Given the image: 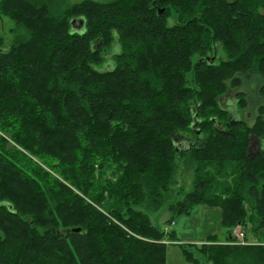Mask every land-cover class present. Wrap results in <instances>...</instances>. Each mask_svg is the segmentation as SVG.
I'll return each mask as SVG.
<instances>
[{
    "label": "trees",
    "instance_id": "trees-1",
    "mask_svg": "<svg viewBox=\"0 0 264 264\" xmlns=\"http://www.w3.org/2000/svg\"><path fill=\"white\" fill-rule=\"evenodd\" d=\"M1 16L16 29L6 48L0 35V264H162L169 241L200 264L198 241L181 243L132 206H160L177 154L231 179L214 195L199 181L176 210L221 208L226 242L209 234L200 255L264 264V149L248 152L264 118L248 126L221 102L253 75L264 96V0H83L60 14L0 0ZM79 16L85 30L72 32ZM247 104L238 91L236 114ZM179 132L193 135L190 147L176 145Z\"/></svg>",
    "mask_w": 264,
    "mask_h": 264
},
{
    "label": "rangeland",
    "instance_id": "rangeland-1",
    "mask_svg": "<svg viewBox=\"0 0 264 264\" xmlns=\"http://www.w3.org/2000/svg\"><path fill=\"white\" fill-rule=\"evenodd\" d=\"M40 2H46L49 4L51 11L55 14H60L63 12V10L66 7L71 6L75 3H80L83 0H39ZM98 3H106L111 2L114 0H93ZM158 7V13L164 10V8L161 6ZM175 17L172 15L171 17L167 18V23L169 25H172L175 22ZM15 23L14 21L8 17V16H1L0 17V35L4 39V44L2 45V48H6L8 46L9 41H13L15 38ZM14 30V31H13ZM108 64L106 65V68H111L113 66L112 58L111 56ZM217 57L220 58H226L225 53L222 51V49L218 48ZM219 58V59H220ZM219 59L216 60V62L220 61ZM193 70H190L186 74L187 78V85H193ZM259 77L257 75L251 76L249 79L244 78L243 85L239 86L237 89H230L228 94L225 95L222 99V105L226 108L231 109L234 114L237 116V118H242L248 126H253L255 124V121L257 117L261 114V116L264 118V113L259 112V107L264 106V96L260 95L258 92L259 87ZM241 91L245 93L246 101H248L247 107L245 106L239 113L236 114V95L237 92ZM192 134L189 132H179L174 136L176 139V143L181 141H189L192 138ZM259 141L260 143L264 142V139L261 140V138L254 137L252 138L250 144H249V153L251 155L256 154L259 152L262 148L261 146L256 145V141ZM13 144V143H12ZM264 144V143H263ZM181 149L183 148L181 145L176 144ZM186 146V145H185ZM264 148V145H263ZM184 159L180 155H175L174 157V171L172 175L173 183L170 185L168 190H159L161 193V203L160 206L157 207L148 200H144L142 203L139 204H133L132 206L134 209L144 212L150 219L151 223L154 225H157L161 229H167L175 230L177 233V236L181 238V243H187L190 244L193 240H198L199 238H203L204 236V224H203V208L201 206H197L198 208L192 211L189 214H184L178 217H175L176 210L179 207V204L186 198V196L194 191L199 184V181L209 178V188H207V194L214 195L216 192H222V184L227 185L228 181L226 180L225 175H227V172L224 170L221 171V173L218 175H209L210 173H213L212 171L204 170L200 171L203 168V165L206 163H209L207 161L202 160H192L189 162H184ZM34 160L38 161L36 158ZM211 169V168H210ZM113 171V168L107 169L108 175H105L106 178L112 179V181H116L119 177V172L117 174H111ZM102 176V175H100ZM99 175H96L97 181ZM104 176V175H103ZM220 185V186H219ZM221 189V190H219ZM249 208V204H246ZM174 208V209H172ZM250 212V208L248 209ZM174 218V219H173ZM173 219L174 221L171 222L170 220ZM219 224V216H213L212 217V225L210 226V230L214 232V229H218ZM248 237L250 242H259V239L257 240L256 237L250 232V227L248 226ZM210 231V232H211ZM221 234L220 238L221 240H224L225 233L223 230L216 231ZM233 234L237 235L240 241L242 240L243 234L242 229L240 226H236L233 228ZM0 235L4 236L3 232L0 230ZM195 242V241H194ZM226 241H212L211 244L215 243H225ZM263 242V241H261ZM170 244L167 246L166 250V256H165V262L162 264H196L192 261H189L183 252L182 247L179 244H174L169 241ZM204 242H198L196 243L195 248H193L194 253L200 258V264H216L213 261H208L204 255H200V253L197 251L201 245H203ZM206 243V242H205ZM208 243V242H207ZM237 243L239 241L237 240ZM225 264V263H224Z\"/></svg>",
    "mask_w": 264,
    "mask_h": 264
},
{
    "label": "crops",
    "instance_id": "crops-1",
    "mask_svg": "<svg viewBox=\"0 0 264 264\" xmlns=\"http://www.w3.org/2000/svg\"><path fill=\"white\" fill-rule=\"evenodd\" d=\"M201 206V205H199ZM196 210L198 207L195 206L194 207ZM203 208V224H204V236L203 238H199V239H205L209 234H213V233H219V232H216V231H219V230H223L222 226H221V216H222V210L220 207L218 206H207V205H204L202 206ZM218 215L219 216V224H218V229H214L212 232L210 230V226L212 225V217L213 216H216ZM211 231V232H210ZM220 234V233H219ZM199 239L198 240H195V241H198L199 242Z\"/></svg>",
    "mask_w": 264,
    "mask_h": 264
},
{
    "label": "water",
    "instance_id": "water-1",
    "mask_svg": "<svg viewBox=\"0 0 264 264\" xmlns=\"http://www.w3.org/2000/svg\"><path fill=\"white\" fill-rule=\"evenodd\" d=\"M71 23V31L72 32H84L85 30V18L83 16H79V17H74L71 19L70 21ZM212 120L214 121V118H212ZM196 126H197V121L194 120V122L192 123L191 127L192 129L196 130ZM197 133H199V130H196ZM181 149H177V151L179 152ZM80 228H68L65 231L66 232H70V231H79Z\"/></svg>",
    "mask_w": 264,
    "mask_h": 264
},
{
    "label": "flooded vegetation",
    "instance_id": "flooded-vegetation-1",
    "mask_svg": "<svg viewBox=\"0 0 264 264\" xmlns=\"http://www.w3.org/2000/svg\"><path fill=\"white\" fill-rule=\"evenodd\" d=\"M227 94H228V93H227ZM227 94H226V95H227ZM261 140H263V139H261ZM263 143H264V142L260 143L258 140L256 141V145H258V146L260 145V146H261V144H262V146H261L262 149H264V148H263V145H264ZM176 144L181 145L182 148H183V146H184V148H187V147H190V146L192 145V139H190V140L187 141V142H186V141H181V142H179V143L177 142ZM185 145H186V146H185ZM179 148H180V147H179Z\"/></svg>",
    "mask_w": 264,
    "mask_h": 264
}]
</instances>
